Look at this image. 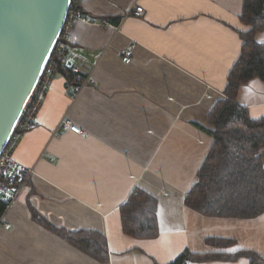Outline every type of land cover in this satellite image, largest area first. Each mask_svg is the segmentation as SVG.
Wrapping results in <instances>:
<instances>
[{"label": "crops", "instance_id": "obj_1", "mask_svg": "<svg viewBox=\"0 0 264 264\" xmlns=\"http://www.w3.org/2000/svg\"><path fill=\"white\" fill-rule=\"evenodd\" d=\"M76 1L90 20L75 18L66 30L68 54L87 82L69 94L64 76L54 73L35 124L16 141L14 158L33 174L0 217V264H172L185 249L251 250L264 258V212L208 217L184 204L212 142L203 129L210 128L208 114L240 53L243 0ZM135 6L143 8L140 16L125 14ZM255 40H264V30ZM236 101L251 117H264V81L241 85ZM66 119L84 134L62 128ZM259 155L264 164V147ZM135 187L157 200L155 237L123 231L120 206ZM39 218L104 236L107 260Z\"/></svg>", "mask_w": 264, "mask_h": 264}, {"label": "trees", "instance_id": "obj_2", "mask_svg": "<svg viewBox=\"0 0 264 264\" xmlns=\"http://www.w3.org/2000/svg\"><path fill=\"white\" fill-rule=\"evenodd\" d=\"M71 9L81 10L76 0H70L68 12ZM239 18L246 26L245 30L239 31L242 40L240 53L228 72L223 97L216 101L208 114L210 128L203 129L211 135L212 142L197 170L196 181L184 197L188 208L208 217L255 218L264 212V164L259 155V149L264 147V117H251L248 109L236 101L241 85L253 78L264 81V43L255 40V34L264 30V0H243ZM111 21L117 24L118 18ZM66 56V50L54 54L53 48L49 61L54 63V73L62 74L66 85L72 89L69 94H74L85 76L79 72L80 77H77L64 65ZM156 205L155 197L135 187L120 206L124 233L136 238L155 237ZM5 209L6 204L0 201V217ZM39 219L81 250L102 262L107 260L104 236L91 231L70 232L50 227ZM237 257H247L251 264H264V258L251 250L227 254L194 253L187 249L172 264Z\"/></svg>", "mask_w": 264, "mask_h": 264}, {"label": "water", "instance_id": "obj_3", "mask_svg": "<svg viewBox=\"0 0 264 264\" xmlns=\"http://www.w3.org/2000/svg\"><path fill=\"white\" fill-rule=\"evenodd\" d=\"M70 0H0V152L38 82Z\"/></svg>", "mask_w": 264, "mask_h": 264}, {"label": "built area", "instance_id": "obj_4", "mask_svg": "<svg viewBox=\"0 0 264 264\" xmlns=\"http://www.w3.org/2000/svg\"><path fill=\"white\" fill-rule=\"evenodd\" d=\"M142 11L143 8L141 6H135L127 10L125 14L140 16L142 14ZM75 18L90 20V17L86 14H83L80 9H71L69 12H67V16L65 18V22L61 30L62 32L57 37L53 48L54 54L60 53L63 50L67 51V56L64 58L63 61L64 65L67 68H70L76 74L77 77H80L79 69L73 60L76 55L72 52L68 54V36L66 33V30L69 28ZM131 55L132 46L128 47L126 50L123 51L121 60L125 63H128L131 60ZM53 75L54 63L50 62L48 59V62L38 82L33 88L15 123L14 129L18 131L15 130L14 132L13 129L11 135L9 136V139L7 140L6 144L0 152V201L6 204V209L4 213L15 201L22 187L26 185V183L29 181L30 177L33 174V169L31 167H28L18 162L14 158L13 150L16 145V141L22 134L21 131L28 129L29 127L35 124L38 106L40 105V102L48 89L50 80ZM86 82L87 78L85 76L78 90H80V88H82L86 84ZM62 128L69 129L79 134H84L80 127H78L76 124L71 123L67 119L62 122Z\"/></svg>", "mask_w": 264, "mask_h": 264}, {"label": "snow or ice", "instance_id": "obj_5", "mask_svg": "<svg viewBox=\"0 0 264 264\" xmlns=\"http://www.w3.org/2000/svg\"><path fill=\"white\" fill-rule=\"evenodd\" d=\"M260 43H264V40H261Z\"/></svg>", "mask_w": 264, "mask_h": 264}, {"label": "rangeland", "instance_id": "obj_6", "mask_svg": "<svg viewBox=\"0 0 264 264\" xmlns=\"http://www.w3.org/2000/svg\"><path fill=\"white\" fill-rule=\"evenodd\" d=\"M62 32V31H61ZM61 32H60V34H61Z\"/></svg>", "mask_w": 264, "mask_h": 264}]
</instances>
